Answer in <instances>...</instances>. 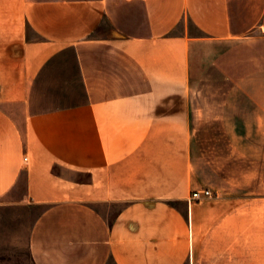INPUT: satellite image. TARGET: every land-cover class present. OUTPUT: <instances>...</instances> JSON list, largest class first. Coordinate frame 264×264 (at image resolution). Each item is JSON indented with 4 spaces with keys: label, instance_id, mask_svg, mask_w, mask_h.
<instances>
[{
    "label": "crops",
    "instance_id": "0c3cea01",
    "mask_svg": "<svg viewBox=\"0 0 264 264\" xmlns=\"http://www.w3.org/2000/svg\"><path fill=\"white\" fill-rule=\"evenodd\" d=\"M26 207L33 264H264V0H0Z\"/></svg>",
    "mask_w": 264,
    "mask_h": 264
},
{
    "label": "rangeland",
    "instance_id": "374dc122",
    "mask_svg": "<svg viewBox=\"0 0 264 264\" xmlns=\"http://www.w3.org/2000/svg\"><path fill=\"white\" fill-rule=\"evenodd\" d=\"M36 211L37 209L31 207L2 210L0 264H33L26 236L30 218Z\"/></svg>",
    "mask_w": 264,
    "mask_h": 264
},
{
    "label": "built area",
    "instance_id": "2783aa9c",
    "mask_svg": "<svg viewBox=\"0 0 264 264\" xmlns=\"http://www.w3.org/2000/svg\"><path fill=\"white\" fill-rule=\"evenodd\" d=\"M210 194H211V191L209 189L193 190L191 192V198L200 199L201 196H208Z\"/></svg>",
    "mask_w": 264,
    "mask_h": 264
}]
</instances>
